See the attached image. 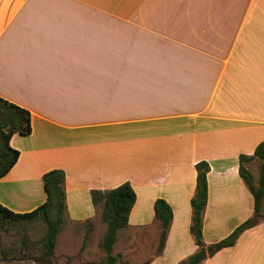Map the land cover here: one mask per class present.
<instances>
[{"label":"crops","instance_id":"crops-1","mask_svg":"<svg viewBox=\"0 0 264 264\" xmlns=\"http://www.w3.org/2000/svg\"><path fill=\"white\" fill-rule=\"evenodd\" d=\"M0 96L33 129L11 138L20 156L0 203L37 208L43 175L63 169L65 224L88 252L106 231L93 191L129 181L137 201L114 254L181 264L199 249L197 163L211 166L206 245L254 214L239 168L264 141V0H0ZM158 198L173 209L160 254ZM202 264H264V220Z\"/></svg>","mask_w":264,"mask_h":264},{"label":"trees","instance_id":"trees-1","mask_svg":"<svg viewBox=\"0 0 264 264\" xmlns=\"http://www.w3.org/2000/svg\"><path fill=\"white\" fill-rule=\"evenodd\" d=\"M31 111L25 107L0 96V178L5 176L17 163L20 151L11 145L14 134L30 135L32 133ZM256 160L259 162V176H255L247 164ZM197 187L191 200L192 224L191 233L196 238L203 230L204 211L208 202L209 162L197 163ZM240 175L254 196L255 210L252 217L241 223L234 231L222 240L206 245L202 239L196 238L199 249L181 264H202L220 250L234 246L240 235L247 229L258 225L264 220V141L260 142L253 155H240ZM66 173L63 169H51L43 175L47 200L37 208L28 212H15L0 203V232L5 224H21L23 222L42 221L46 224L43 236V258L51 261L56 253L57 240L66 222L67 203L64 183ZM92 199L101 211V219L106 225V231L101 241L105 255L100 264H117L122 260L121 254H114L120 229L129 226V217L137 201V194L129 181L106 191L94 190ZM155 218L160 222V238L157 254H160L166 244L169 228L173 220L172 206L163 198L154 203ZM92 220L87 224L91 225ZM88 238V234L85 240ZM1 252V251H0ZM147 264V263H146Z\"/></svg>","mask_w":264,"mask_h":264},{"label":"rangeland","instance_id":"rangeland-1","mask_svg":"<svg viewBox=\"0 0 264 264\" xmlns=\"http://www.w3.org/2000/svg\"><path fill=\"white\" fill-rule=\"evenodd\" d=\"M258 166V161H253L250 164V170L255 176V183L259 176ZM103 225L106 227L104 223ZM46 228V224L40 220L3 225L0 232V264H100L105 255L101 248V242L94 239L93 249L87 252L88 238L83 240L81 235H74L69 223L63 225L54 257L50 262L45 260L43 258V236ZM141 255H143L142 259L137 256V252H130L126 259L120 260L117 264H146L143 257L149 256L150 252H142Z\"/></svg>","mask_w":264,"mask_h":264},{"label":"water","instance_id":"water-1","mask_svg":"<svg viewBox=\"0 0 264 264\" xmlns=\"http://www.w3.org/2000/svg\"><path fill=\"white\" fill-rule=\"evenodd\" d=\"M196 238H197V239H202V232H198Z\"/></svg>","mask_w":264,"mask_h":264}]
</instances>
